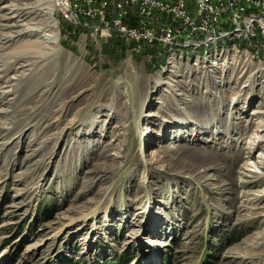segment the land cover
Returning a JSON list of instances; mask_svg holds the SVG:
<instances>
[{"label":"rangeland","instance_id":"rangeland-1","mask_svg":"<svg viewBox=\"0 0 264 264\" xmlns=\"http://www.w3.org/2000/svg\"><path fill=\"white\" fill-rule=\"evenodd\" d=\"M16 2L51 12L0 43V264H264V8L116 45Z\"/></svg>","mask_w":264,"mask_h":264},{"label":"built area","instance_id":"built-area-1","mask_svg":"<svg viewBox=\"0 0 264 264\" xmlns=\"http://www.w3.org/2000/svg\"><path fill=\"white\" fill-rule=\"evenodd\" d=\"M263 0H61L63 18L93 27L100 40L119 34L137 45L187 38L237 9Z\"/></svg>","mask_w":264,"mask_h":264},{"label":"bare ground","instance_id":"bare-ground-1","mask_svg":"<svg viewBox=\"0 0 264 264\" xmlns=\"http://www.w3.org/2000/svg\"><path fill=\"white\" fill-rule=\"evenodd\" d=\"M18 1H20V0H18ZM261 2L262 1L256 3L255 5H252V6H243V7H246V9L243 11L244 14L243 13H241V14H243L245 16V15L249 14L250 12H253L254 15L256 17H258V20H262L261 19V13H263L264 6L261 5ZM58 3L60 4L61 0H58ZM259 6H260V8L258 10H256ZM243 7H240V8H243ZM240 8H238L237 10H239ZM3 9L6 10V14H7L6 19H7V22H9V24L8 23L2 24V28L8 29L9 33L3 34V35L0 34V43L3 41L8 42V41L12 40L14 36L24 34L28 31H30V28H28V29L25 28L22 30H14V28H17V26H20V25L25 26L26 23H23V21H26V20L29 21L30 19H32L33 15H40V14L45 15L46 13L51 12L50 9L48 11H45L44 8L37 6V4L16 2V0H12L11 2H9V4H5L3 6ZM52 9H53V6H52ZM225 18H237L238 19L237 15H236V16L221 17L217 20H221V19H225ZM64 19H69V18H64ZM217 20H215V21H217ZM242 20H244V18ZM215 21L211 22V29H213V23ZM257 23H261V22H257ZM255 25L257 27V24H255ZM53 26H55L54 23H53ZM243 27H245V28H243L245 35L248 36L249 34L254 33V28L251 29L249 24L243 23ZM259 27H260L261 32L262 31L264 32V23H261L259 25ZM199 30H209V29H199ZM195 35H196V33L190 37H195ZM254 35H255V33L253 34V36ZM56 37H57V34H56ZM56 37H55V39H56ZM173 38H181V37L172 36L171 38H166L165 41H161V42H166L167 39H173ZM188 38L189 37L181 38V39H188ZM44 47H43V49H45ZM45 53H46V51L42 52V54H45Z\"/></svg>","mask_w":264,"mask_h":264},{"label":"trees","instance_id":"trees-1","mask_svg":"<svg viewBox=\"0 0 264 264\" xmlns=\"http://www.w3.org/2000/svg\"><path fill=\"white\" fill-rule=\"evenodd\" d=\"M113 35H114V40L116 42V45H119V44L122 45L123 40H122L121 35L116 34V33ZM111 42H112V40H111ZM235 240H237V238H235V237L228 238L229 243L232 241H235ZM133 258H134V255L132 253H128L127 251H123L120 254H118L117 256H115V262H116V264H129ZM57 264H76V262L70 261L68 259L66 261L62 262L60 259V262H58Z\"/></svg>","mask_w":264,"mask_h":264}]
</instances>
